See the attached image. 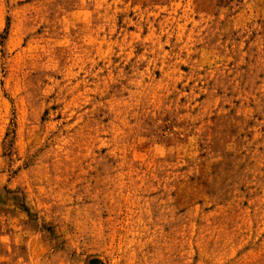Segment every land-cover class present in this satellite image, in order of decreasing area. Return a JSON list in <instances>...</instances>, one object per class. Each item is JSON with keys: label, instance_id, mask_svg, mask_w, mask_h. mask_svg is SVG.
Masks as SVG:
<instances>
[{"label": "rangeland", "instance_id": "1", "mask_svg": "<svg viewBox=\"0 0 264 264\" xmlns=\"http://www.w3.org/2000/svg\"><path fill=\"white\" fill-rule=\"evenodd\" d=\"M264 264V0H0V264Z\"/></svg>", "mask_w": 264, "mask_h": 264}, {"label": "trees", "instance_id": "2", "mask_svg": "<svg viewBox=\"0 0 264 264\" xmlns=\"http://www.w3.org/2000/svg\"><path fill=\"white\" fill-rule=\"evenodd\" d=\"M98 262L96 260H92L90 264H97Z\"/></svg>", "mask_w": 264, "mask_h": 264}]
</instances>
